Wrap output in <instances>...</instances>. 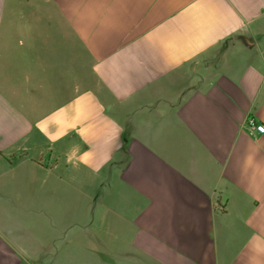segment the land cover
Returning <instances> with one entry per match:
<instances>
[{
  "label": "crops",
  "instance_id": "obj_1",
  "mask_svg": "<svg viewBox=\"0 0 264 264\" xmlns=\"http://www.w3.org/2000/svg\"><path fill=\"white\" fill-rule=\"evenodd\" d=\"M264 0H0V264H264Z\"/></svg>",
  "mask_w": 264,
  "mask_h": 264
},
{
  "label": "built area",
  "instance_id": "obj_2",
  "mask_svg": "<svg viewBox=\"0 0 264 264\" xmlns=\"http://www.w3.org/2000/svg\"><path fill=\"white\" fill-rule=\"evenodd\" d=\"M250 128L254 130L257 133H263L264 132V125L260 123H256L253 120L249 121Z\"/></svg>",
  "mask_w": 264,
  "mask_h": 264
}]
</instances>
